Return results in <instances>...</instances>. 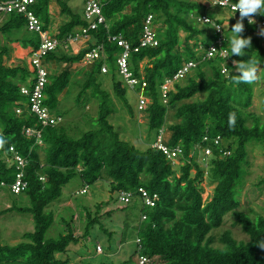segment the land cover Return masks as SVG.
Instances as JSON below:
<instances>
[{"label": "trees", "instance_id": "obj_1", "mask_svg": "<svg viewBox=\"0 0 264 264\" xmlns=\"http://www.w3.org/2000/svg\"><path fill=\"white\" fill-rule=\"evenodd\" d=\"M34 1L32 10L40 20L43 31H47L53 18L49 12L51 1L57 2L61 15L69 16L68 22L58 30L57 40L60 42L77 28L86 25L82 16L72 13L67 0ZM99 1L105 25L90 32L94 42L76 55L51 53L45 59L70 66L83 61L93 46H103V57L90 66L77 94V102L84 101L87 92L97 99L95 130L72 137L60 125L40 128L36 118L26 111L24 105L27 100L20 94L21 87L30 85L32 72L22 66L7 67L4 57L8 56L10 48L7 45L0 47V134L8 141L0 149V184H10L14 179L15 167L6 163L10 157L9 148L12 147L27 161L24 168L27 189L23 194L28 197L29 206H12L8 211L30 215L34 226L33 231L24 233L23 241L15 245L3 244L0 240V264H67L66 260L56 256L65 253L68 246L80 237H75L77 231L72 221L60 218L62 233L57 238L46 239L45 234L54 219L48 206L60 197L63 187L73 177L79 176L89 186L101 179L103 173L110 179L111 196L130 192L134 199L129 206L139 203L140 215L145 216V220H139L136 226L140 254L153 258L157 264H264V247H261L264 245V218H251L239 211V202L235 199L236 190L245 176L247 148L250 145L264 148V119L246 112L252 105V83H234L233 77L237 73L232 63L233 60H251L259 65L263 63L264 45L258 27L248 24L244 18V30L240 35L243 38L251 37L252 46L245 49V56H232V26L240 19V15L236 17L232 14L235 20L224 32L228 61L215 57L199 63L193 70L195 78H188V75L184 79L188 78L187 84H175L164 105L160 101L159 86L184 63L200 60L199 49L207 47L215 38L210 26L197 22V17L206 14L209 8L204 3L191 0ZM209 10L211 16H207L215 18L213 11ZM147 15L154 18L158 46L132 53L129 59L134 75H143L147 85L145 95L150 98L144 111L147 127L154 134L165 128L167 144L180 145L187 158L194 145L200 143L204 136L210 139L207 144L212 149L213 157L209 162L208 179L214 188L206 201H203L204 189L201 186L204 171L194 158H188L186 163L173 170L162 153L150 147L142 151L122 141L108 122L111 100L109 93L102 90L98 82L100 75H106L100 71L103 63L108 67L107 74L112 75L115 96L126 109L129 107L123 84L113 78L116 74L115 55L120 48L111 41V37L121 36L132 47L137 46ZM261 16H264V12H261ZM3 17L0 33L14 37L8 43L18 44L26 55L34 53L40 37L27 31L25 19L14 13ZM254 17L259 19L258 15ZM22 29L26 34L17 37L15 33L20 34ZM142 62L144 66L141 67ZM223 64L227 69L226 74H221ZM205 69L210 71V75ZM70 75L69 68L48 75L44 104L52 113L57 110L59 96L71 82ZM199 94L205 95L203 100L191 101ZM19 103L24 111L18 116L15 108ZM170 109L175 110V122L166 127L165 116ZM229 113L236 116L232 127L228 125ZM26 127L41 129V145L23 133ZM217 136L221 139L218 147L211 143V139ZM220 148L228 151L229 155L219 156ZM192 169H195L193 176ZM40 177L44 178L43 182L39 180ZM259 184L264 185V180ZM139 189L157 195L154 207L141 205L137 194ZM103 207V204L97 205L94 214L82 209L88 227L101 217L99 213ZM106 214H111V211ZM227 214H231L234 224L241 228L248 240L237 243L230 232L225 231L219 239L222 247L214 248L210 232L222 225ZM136 253L135 248L131 259Z\"/></svg>", "mask_w": 264, "mask_h": 264}, {"label": "rangeland", "instance_id": "obj_2", "mask_svg": "<svg viewBox=\"0 0 264 264\" xmlns=\"http://www.w3.org/2000/svg\"><path fill=\"white\" fill-rule=\"evenodd\" d=\"M83 1L67 0V5L73 14L82 16ZM191 1L204 3L209 9L214 8L211 6L212 0ZM209 9H206L205 13L211 16ZM233 15L231 13V16ZM64 17L66 20L69 18V16ZM3 18V16H0V26L3 23ZM224 28L226 31L228 25H225ZM22 33L26 34V31L22 29L20 34L15 33V35L20 37ZM259 37L264 45V36L260 31ZM13 38L12 35L11 37H6L0 33V47L7 45L10 48V53L4 57V64L7 67H10L14 60L12 58V45L8 43V40ZM143 64L142 62L140 66H144ZM75 69L74 66L69 67L71 72ZM205 71L207 75H210L208 69H205ZM115 73L114 80L122 83L120 76H118L117 72ZM258 75L259 79L252 83V105L246 112L264 119V61L259 65ZM81 77L83 78V76ZM82 78L71 79L68 91H64L61 94V102L56 110V115L62 118L60 126L72 137L79 136L81 132L97 128V123L95 122L98 115L97 99L92 98L91 93L87 92L85 95L86 99L77 102V94L83 81ZM188 78L194 79L195 71H192ZM187 80H183L179 84L185 85ZM98 82L101 85V89L109 93L111 113L108 117V122L112 125L115 132L118 133L119 138L139 150L143 151L148 148L154 138V133L148 130L146 114L139 112L137 109V94L122 83L126 90L125 99L129 106L126 109L120 99L114 94L111 74L100 75ZM63 95L64 98H62ZM204 97V94H199L192 98L191 101L203 100ZM174 112V109L167 111L165 116L166 127L175 122ZM247 152V163L244 166L245 176L243 181L241 180L240 187L238 186L236 190L235 199L239 202V211L249 215L251 218L256 216L264 218V185L259 184L264 180V148L260 145H250L247 148ZM199 163L200 161L197 165L204 171L201 183L204 189L202 196L207 200L212 194L214 184L209 182L208 168H204ZM191 174L192 176L195 174V169H192ZM109 183L110 179L103 173L102 178L93 185L87 186L79 176H75L63 187L58 199L65 197L67 192H71L73 194L72 202L74 207L64 208L59 211L60 213H55L56 215L45 234V238H57L62 233V227L59 224L60 218L72 221L73 228L79 230L76 232L75 237L78 236L77 234L81 236L78 241L68 246V250L65 253L57 255L60 260L69 259L68 264H133V258L131 259V257L136 248V226L139 220L141 221L140 205L138 202L132 206L120 204L116 200L115 195H110ZM84 187H87L86 192L79 194V191ZM99 204L104 205L99 213L101 217L97 218L96 222L88 227L82 209H88L91 214H94L95 207ZM50 205L51 203L48 206L49 211L51 209ZM12 206L17 208L28 207L29 199L25 194L12 195L7 190L0 189V240L3 244L8 245H15L23 241L22 235L26 232H32L34 228L31 216L8 211ZM108 210L111 211L109 215L106 214ZM50 212L54 214L58 210L54 209ZM225 231H229L237 243H245L248 240L241 228L234 224V218L231 214H227L223 218L222 225L210 232V236L214 240L212 247H222L219 239ZM97 248L100 251H97Z\"/></svg>", "mask_w": 264, "mask_h": 264}, {"label": "built area", "instance_id": "obj_3", "mask_svg": "<svg viewBox=\"0 0 264 264\" xmlns=\"http://www.w3.org/2000/svg\"><path fill=\"white\" fill-rule=\"evenodd\" d=\"M237 2L238 0H227L223 6L219 3L215 6L211 3V6L227 10L238 17V15H240L239 12L234 11L232 7V5ZM34 3V0H0V16L12 13L21 15L26 21L27 31L36 33L40 37V43L37 50L30 55V67L32 69L31 83L29 86L21 87L20 94L27 100L24 105L26 111L36 118L37 124L40 128L54 127L62 123V118L52 113L44 104V92L49 75L45 59L47 55L54 53L62 43L66 44L82 38L87 39L90 36L91 31H96L100 26L105 25V17L102 14L99 0H84L82 18L86 25L81 27L78 32L68 35L64 41L60 42L54 37H49L47 32L42 30V24L32 10ZM256 15L259 16V19L257 20L252 16L254 23H249V18H246V21L248 24L256 25L258 30L262 32V30H264V16H261V13ZM197 22L201 25L210 26L213 29L215 38L207 47H201L199 49L200 60L184 63L172 77L165 79L159 86L160 101L164 105L168 102L170 92L174 91V85L190 75L199 63L211 60L215 57L225 62L228 61V50L225 47V28L223 24L219 23L215 18H210L207 14H202L197 17ZM155 28L156 25L153 16L147 15L142 23L139 43L135 47H132V45L125 41L121 36L111 37V41L115 42L120 48V52L115 55L116 72L118 76H120L122 83L137 94V109L139 112L145 111L150 98L145 95L147 85L143 75L140 77L134 75L130 68L129 59L132 53H138L139 50L144 48H156L158 46L157 32ZM102 57L103 46L95 45L85 55L83 62L91 66ZM225 68L226 66L223 64L221 67V74L227 73H222V69ZM100 71L101 74H107L108 67L106 64L103 63L101 65ZM23 111L22 104L19 103L15 108V113L19 116ZM23 133L27 137H33L35 143L41 145V129L26 127L23 129ZM209 141L210 139L207 136H204L200 143L194 145L188 156V158H194L197 164L200 161L199 164L204 168H209V162L213 157L212 149L207 144ZM211 143L214 146H220V137L217 136L211 139ZM149 147L154 151L162 153L173 170L188 161V158L184 156L183 149L180 145L170 146L167 144L165 128L159 129L154 134V138ZM9 149L13 148L10 147ZM9 153L10 157L7 158L6 163L14 165L16 172L12 183H1L0 188L7 190L12 195H20L27 189V182L24 179V168L27 161L15 150H9ZM228 155V151L221 148L219 149V156ZM39 180L43 182L44 178L40 177ZM86 188L87 187H84L79 194H84ZM137 194L143 207L152 208L158 200L156 194L150 195L143 189H139ZM115 196L117 198L116 200L122 205H129L134 199L133 194L130 192H120ZM203 201H206L205 198H203ZM143 220H145V216L141 215V221ZM140 249V240L136 238L137 253L133 257V264H157L153 258L140 254ZM97 251H100V249L97 248Z\"/></svg>", "mask_w": 264, "mask_h": 264}, {"label": "crops", "instance_id": "obj_4", "mask_svg": "<svg viewBox=\"0 0 264 264\" xmlns=\"http://www.w3.org/2000/svg\"><path fill=\"white\" fill-rule=\"evenodd\" d=\"M210 9H211V11H213L214 17L217 21L218 20L222 21L221 23L223 24L224 27H225V25H228V29H229V27H231L232 21L235 20V17L231 16L230 12H228L227 10H224V9H216V7L210 8ZM220 10H222V11H220ZM81 11L83 13V5L81 8ZM49 12L53 16V18H52V21H51L46 32H47L49 37H54L57 39V34H58V30H59L60 26L63 23L68 22L69 18L66 20L65 17L63 15H61V9H60V7L56 1H51L50 5H49ZM79 29L80 28H77L74 31V33L78 32ZM93 42L94 41L89 36L87 39L82 38V39H78V40L70 42V43H66V44L62 43L54 53H55V55H65V56L76 55L80 51L86 49ZM11 45H12V48H11L12 58L14 60H13L12 65L10 67L22 66V67H26L29 72H32V69L30 67V55H26L27 54L26 51L23 50L18 44H11ZM70 66H74V68H76L75 70H72V72L70 71V74H71L70 78L72 80L74 78H82L81 76L84 77L90 68V65L85 64L83 61L76 63V64H71ZM70 66L66 65L65 63H59V62H55V61H46V67H47L49 75L56 74V73H58L64 69L69 68ZM64 91L67 92L68 87ZM60 96L58 98L59 103L61 102ZM62 98H64V95L62 96ZM54 114H56V111H54ZM72 195L73 194L71 192H67V195L65 197H63L62 199H58L59 201L57 200V201H54L51 203L50 211L54 210V209L58 210V212H54V214H53L54 217L56 214L60 213L59 211H62L64 208H71L72 206L74 207V203L72 202ZM106 212H110V210H108ZM76 231L78 232L79 230L76 228ZM77 235H78L77 237L81 236L80 234H77ZM56 257L59 259L58 256H56ZM66 261L68 264L69 259H66Z\"/></svg>", "mask_w": 264, "mask_h": 264}, {"label": "clouds", "instance_id": "obj_5", "mask_svg": "<svg viewBox=\"0 0 264 264\" xmlns=\"http://www.w3.org/2000/svg\"><path fill=\"white\" fill-rule=\"evenodd\" d=\"M227 0H212V5L215 6L217 3L223 6ZM234 11H238L240 19L232 26L233 36L231 38V53L232 56L243 57L246 55L245 49L251 48L252 41L251 37L243 38L240 34L244 30L243 20L249 18V23H254L252 16L264 12V0H238L237 3L232 5ZM264 34V30H262ZM237 75L233 77L234 83H254L259 79V64L255 61H243L233 60L232 61ZM227 69H222V73H226ZM236 116L235 113H229L228 125L232 127L235 125ZM8 141L5 139L3 134H0V149H3ZM10 151L14 149H9ZM264 247V245H261Z\"/></svg>", "mask_w": 264, "mask_h": 264}]
</instances>
